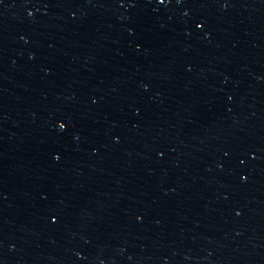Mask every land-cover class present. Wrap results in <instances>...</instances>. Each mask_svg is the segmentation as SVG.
<instances>
[{
  "label": "water",
  "instance_id": "1",
  "mask_svg": "<svg viewBox=\"0 0 264 264\" xmlns=\"http://www.w3.org/2000/svg\"><path fill=\"white\" fill-rule=\"evenodd\" d=\"M0 264H264L122 0H0Z\"/></svg>",
  "mask_w": 264,
  "mask_h": 264
}]
</instances>
